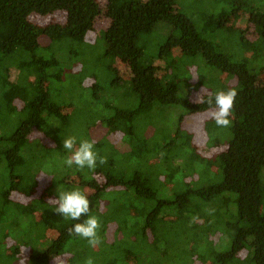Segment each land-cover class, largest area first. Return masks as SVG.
<instances>
[{"label":"trees","instance_id":"trees-1","mask_svg":"<svg viewBox=\"0 0 264 264\" xmlns=\"http://www.w3.org/2000/svg\"><path fill=\"white\" fill-rule=\"evenodd\" d=\"M57 11L62 22L30 18ZM101 15L109 24L90 48L86 38ZM73 57L83 64L76 74L65 65ZM87 77L93 82L84 86ZM196 87L208 89L205 99L217 90L238 93L229 127L204 122L206 134L219 133L210 145L221 148L220 170L212 182L168 188L182 169L171 161L180 140L193 148L184 157L193 176L211 165L184 128L187 115L209 111L189 99ZM69 136L94 143L95 169L64 164ZM73 189L99 219L96 247L69 235L78 221L63 219L50 201ZM190 241V250L182 247ZM88 257L94 264H264V0H0V264Z\"/></svg>","mask_w":264,"mask_h":264},{"label":"rangeland","instance_id":"rangeland-1","mask_svg":"<svg viewBox=\"0 0 264 264\" xmlns=\"http://www.w3.org/2000/svg\"><path fill=\"white\" fill-rule=\"evenodd\" d=\"M63 16H64V14L62 12L57 11L54 13H50L48 15H39V14L33 13L30 18L36 24L45 25V24H48L50 22H62L64 19ZM108 24H109L108 20L105 18L104 15H101L100 17H98V19L94 25V28L87 35L86 44L89 45L88 47H90V46H91L90 48L95 47V44H97L99 41H102L101 38L103 35V31L105 30V27L108 26ZM41 41L43 44L48 43V39L46 37L41 38ZM79 60H81V58L73 57L69 63H65L66 66H69V64H70V67H71L69 69L70 73L76 74V73H79L81 71L83 64H81L82 62ZM116 61H117V63H114V66L119 70V73L122 76L127 75L129 73V69H128L127 65L118 59H116ZM15 76H16V71L13 70L12 71V78H14V80L16 79ZM195 78H196V74H194V80H195ZM220 78L224 79V75H222ZM92 82H93V80L91 78L87 77L83 81V85L89 86ZM68 86H69V89L66 92H68L69 97H71L73 95V88H72L71 83L68 84ZM185 88H186V90H185L186 95L188 97L189 90H188L187 86H185ZM201 89L205 90L204 93L208 92V89H206L204 87H196V88L191 90V92L189 94V99L191 101L192 100L197 101V95L201 92ZM204 93H202V94H204ZM177 110H178V112H180L181 108H179ZM208 112L209 111L194 112V113H191L190 115H187V117L185 118L186 121L184 122V128L187 129L189 133H192L193 143H194L196 151L199 154H201L202 156L209 158V161L211 162L212 166L210 165V167L206 170V172L203 173V175H201V177L197 174H194V176H193V171H194L193 164L190 161L187 162L184 160V157L188 158L189 156H191L188 154H192L193 148L189 145V142H187V144H185V146H183V141L180 140V142L177 143L178 145L176 147H174V149H172L173 151L176 152V155L174 156L175 158H173V160L171 159V161L174 165H181L182 169L180 171H178V173H176L175 178L171 182H169V184L168 183L166 184L168 186V188L173 185L172 182L177 183L176 188H178V187L182 188V187H184V184L182 183V181H184V180H185V182H191V180H192V182H194L196 184L198 182H201V183L212 182L215 178L213 176L214 171L220 170L219 169L220 158L218 157L217 154L219 153V151H221L220 150L221 148H217V147L215 148L214 146L210 145V143L213 144L216 135L219 133L206 134V130L204 128V122L207 119H209ZM165 121L167 123H169V122L171 123L173 121V114L169 110H167V112H166ZM197 134L199 135V137ZM117 140H118V142H117ZM117 140H116V142H114V141L113 142L115 144H117L118 147H120L121 149L122 148H125L127 150L129 149V145L126 143H123V140L121 138H118ZM226 144H227V140H224V148L226 147ZM152 162L155 164L156 160L152 159ZM196 165L198 166L199 173L201 174V170H202V166H203L202 161L198 160V162H196ZM126 166H127V164H126ZM155 170H157L158 175H160L161 180L169 181V180H167L166 177L169 176L170 172L168 169H165L163 165H161V164L156 165ZM47 184H48V180H46L44 178V180L41 181V186H47ZM172 193H173V191L170 190L168 194H172ZM168 194H165V196H168ZM211 235H213L212 237H210L211 240H215L218 242V240H219L218 237L221 236V233L215 231ZM108 237H109V239H108L109 241L113 240V238L115 237L113 225H110ZM193 246H194V243L191 241L188 243L182 244V247L186 248L188 250H190ZM9 252H11V251H9ZM193 253H194L193 256H195L196 254L202 253V252H201L200 248H195ZM193 258H194V260H198V257H196V256ZM20 264H22V263H20ZM193 264H203V263H201L200 261H197ZM207 264H209V263H207Z\"/></svg>","mask_w":264,"mask_h":264},{"label":"clouds","instance_id":"clouds-1","mask_svg":"<svg viewBox=\"0 0 264 264\" xmlns=\"http://www.w3.org/2000/svg\"><path fill=\"white\" fill-rule=\"evenodd\" d=\"M204 89L197 95V103H206L209 106V118L212 119L217 127L227 128L231 125V115L234 102L237 96L235 88L227 90H217L205 96ZM62 146L65 151L70 153L64 164L71 168L75 165L78 169H95L97 166L98 153L94 151L92 141L81 139L77 143V137L69 136L62 140ZM99 163H106L105 158L100 157ZM54 203V211L63 219L78 221L67 229L69 235H74L87 241L90 247H96L102 243L98 229L101 225L95 215H89L90 202L87 196L79 189L61 191L57 197L50 200ZM81 217H86L81 220ZM84 264H94V259L88 257Z\"/></svg>","mask_w":264,"mask_h":264}]
</instances>
